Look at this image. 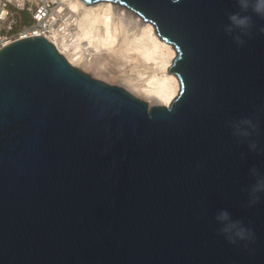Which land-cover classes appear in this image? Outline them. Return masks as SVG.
Segmentation results:
<instances>
[{"label":"water","instance_id":"water-1","mask_svg":"<svg viewBox=\"0 0 264 264\" xmlns=\"http://www.w3.org/2000/svg\"><path fill=\"white\" fill-rule=\"evenodd\" d=\"M110 2L154 25L179 91L152 106L72 66L42 36L0 49V264H264V19L237 46L236 0ZM244 153V158H241ZM221 210L255 234L233 245Z\"/></svg>","mask_w":264,"mask_h":264},{"label":"bare ground","instance_id":"bare-ground-1","mask_svg":"<svg viewBox=\"0 0 264 264\" xmlns=\"http://www.w3.org/2000/svg\"><path fill=\"white\" fill-rule=\"evenodd\" d=\"M59 2L70 12L74 29L69 37L53 42L72 66L81 71L92 68L102 81L148 107L169 106L179 91V80L170 71L176 52L153 24L110 2Z\"/></svg>","mask_w":264,"mask_h":264},{"label":"clouds","instance_id":"clouds-1","mask_svg":"<svg viewBox=\"0 0 264 264\" xmlns=\"http://www.w3.org/2000/svg\"><path fill=\"white\" fill-rule=\"evenodd\" d=\"M173 2L176 3L178 0H173ZM236 3L240 8V12L228 14V24L223 26V31L226 35L232 37L237 46H243L245 44L244 37L249 39L253 37L254 22L251 15H242L241 13L251 11L255 16L264 19V0H236ZM258 31L264 34V26L259 27ZM230 127L233 130L232 134L240 138L241 143L247 141L250 151L264 155V149H259L258 151V142L254 139V136L259 134L258 122H254L252 118H243L230 122ZM241 158H244V153H241ZM249 174L255 178V183L250 188L244 189L248 193L245 207H252L258 204L261 200L260 194H264V176L258 173L256 167L250 168ZM215 219L222 225L219 233L225 236L228 243L236 245L242 241H254V232L245 227L242 221L233 220L228 211H219Z\"/></svg>","mask_w":264,"mask_h":264},{"label":"built area","instance_id":"built-area-1","mask_svg":"<svg viewBox=\"0 0 264 264\" xmlns=\"http://www.w3.org/2000/svg\"><path fill=\"white\" fill-rule=\"evenodd\" d=\"M70 16L59 0H0V49L33 36L44 37L57 49L53 40L69 37L74 29Z\"/></svg>","mask_w":264,"mask_h":264},{"label":"rangeland","instance_id":"rangeland-1","mask_svg":"<svg viewBox=\"0 0 264 264\" xmlns=\"http://www.w3.org/2000/svg\"><path fill=\"white\" fill-rule=\"evenodd\" d=\"M24 21H27V20H23V22ZM22 22V23H23ZM83 72H85V73H87V74H89L92 78H94V79H97V80H101L102 81V79H100L99 77H102L101 75H99V74H95V71L92 69V68H87V69H85V71H83ZM93 75V76H92ZM95 76V77H94ZM97 77V78H96ZM103 82H106V81H104L103 80ZM106 83H108V84H111L112 85V83H110V82H106Z\"/></svg>","mask_w":264,"mask_h":264},{"label":"trees","instance_id":"trees-1","mask_svg":"<svg viewBox=\"0 0 264 264\" xmlns=\"http://www.w3.org/2000/svg\"><path fill=\"white\" fill-rule=\"evenodd\" d=\"M27 21H24L23 23H26Z\"/></svg>","mask_w":264,"mask_h":264}]
</instances>
